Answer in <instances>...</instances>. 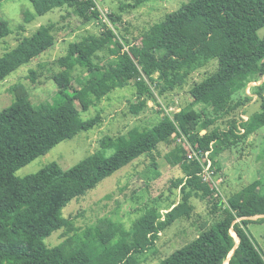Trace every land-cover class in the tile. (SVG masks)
Returning a JSON list of instances; mask_svg holds the SVG:
<instances>
[{
  "label": "trees",
  "instance_id": "16d2710c",
  "mask_svg": "<svg viewBox=\"0 0 264 264\" xmlns=\"http://www.w3.org/2000/svg\"><path fill=\"white\" fill-rule=\"evenodd\" d=\"M28 1L34 9L33 14H28L31 20L72 6L83 23L101 21L95 5L99 0ZM148 1L133 0L135 7ZM108 18L113 29L101 21V37L70 43L66 55L58 60L60 72L51 76L57 87L53 104L33 106L26 89L16 85L14 102L0 112V264H139L160 231L188 216L187 199L171 206L162 222H158L154 208L129 230L121 223L105 222L95 239L68 256L60 247H49L45 241L54 232L68 233L72 229V222L62 214L68 204L171 139L179 142L170 159L183 173L175 187L186 179L185 185L204 191L208 201H212L214 188L202 182L199 164L187 160L186 143L201 153L209 152L213 168L215 158L264 127V113H257L242 126L241 136L235 132L236 120L230 121L226 131L219 127L207 130L203 122L201 128L206 131L201 134L197 124L202 115L193 109V104L181 108L172 118L162 110V118L153 127L142 132L135 130L130 139L121 137L112 142L108 138L103 150L67 170L51 163L35 174L16 177L19 169L45 156L61 142L98 125V116L82 117L87 108L85 104L77 107L81 97H100L133 81L139 99L147 96L156 100L152 88L157 89L159 98L181 86L185 74L197 64L211 60L217 63L221 79L214 89H207L211 80L203 83V94L195 95V99L214 103V111L229 115L244 104L238 101L228 107L233 97L264 77V36L258 35L264 28V0H190L143 34L142 48L130 44L117 32V20L111 14ZM53 28H39L0 57V82L53 48ZM10 34L7 23L1 22L0 43ZM107 45L111 47L112 61L94 62L96 51ZM75 68L84 70L80 77L71 75ZM30 73L34 80L35 73ZM263 92L260 86L258 94L264 109ZM145 104V99L138 102L139 108ZM108 148L114 149L110 156L105 155ZM212 214L213 224L159 264H264L262 249L247 231L249 223L264 222V177L231 195L225 204H214ZM253 217L259 218L252 220ZM231 231L238 242L236 248Z\"/></svg>",
  "mask_w": 264,
  "mask_h": 264
},
{
  "label": "rangeland",
  "instance_id": "374dc122",
  "mask_svg": "<svg viewBox=\"0 0 264 264\" xmlns=\"http://www.w3.org/2000/svg\"><path fill=\"white\" fill-rule=\"evenodd\" d=\"M189 1L150 0L142 6L135 7L133 0H99L98 5L117 20V32H120L130 44L142 48L143 34L168 15L180 10ZM73 9L72 6H63L31 20L28 14H33L34 9L28 0H4L0 3V23H7L11 31V34L0 43V57L12 50L19 40L31 36L43 26H54L55 37L53 48L36 60L20 66L0 82V112L14 102L13 89L16 85L26 89L33 106L53 104L57 87L51 76L60 72L58 60L66 55L70 43L83 40L91 42L92 36L101 37L100 34L104 31L102 22L83 23L73 13ZM108 21L110 23L108 27L113 29L114 26L109 19ZM258 35L264 36V28L259 30ZM110 48L107 45L96 51L94 62L98 64L111 62L113 58ZM31 71L35 73L34 80ZM83 72V69L75 68L71 75L80 77ZM185 76L181 86L159 98L157 89L152 88L151 92L156 100L147 96L139 99L133 81L125 87L117 86L100 97H81L76 102L77 107L85 104L87 108L82 117L90 119L98 116L100 118L98 125L61 142L45 156L19 169L15 176L24 178L51 163H57L63 170H67L88 156L103 150V143H107L108 138L112 142L120 140L121 137L130 139L135 130L142 132L144 128L153 127L162 118V110L172 118L175 112L193 104V109L202 115L197 124L201 134L206 131L201 128L203 122L207 124V130L219 127L226 131L230 127V121L236 120L235 132L238 136L243 134L242 126L251 117L257 113H264L262 99L258 94V88L260 86L264 88V77L259 82L249 83L245 90L234 96L227 104L228 107H234L238 101L244 104L229 115H225L222 111H214V103L207 104L195 99L196 96L203 94L205 88L200 87L203 83L211 80L207 89H214L219 83L221 77L215 61L199 63ZM144 99L146 104L139 108L138 102ZM178 142V139H171L160 143L148 157L135 160L102 181L84 197L73 200L62 213L64 218L72 222V229L68 233L64 230L54 232L45 244L49 247H60L63 254L68 256L95 239L105 222L108 225L121 223L129 230L138 218L153 208L158 211V222H162L171 206L187 199L188 216L177 219L160 231L151 249L139 259V264H159L174 251L191 242L200 231L213 224L214 204L218 202L225 204L231 195L264 177V127L240 139L237 145L214 159L215 166L212 170L216 189L214 187L210 202L204 191L185 185L186 179H183L181 186L175 187L183 177L180 166L174 165L170 159V154ZM113 153L114 149L108 148L105 155L110 156ZM257 218L259 217L251 219ZM247 231L264 253V222L249 223ZM231 233L235 239V234L232 231Z\"/></svg>",
  "mask_w": 264,
  "mask_h": 264
},
{
  "label": "built area",
  "instance_id": "2783aa9c",
  "mask_svg": "<svg viewBox=\"0 0 264 264\" xmlns=\"http://www.w3.org/2000/svg\"><path fill=\"white\" fill-rule=\"evenodd\" d=\"M95 1V0H94ZM96 9L100 13L101 21L108 26H110V23L108 21V15L109 13L105 10H103L99 5L98 1H95ZM144 80L147 82V80L144 78ZM148 83V82H147ZM185 140V139H184ZM188 148V154H187V160L191 162H197L199 166L201 167V172L199 176L202 178V182L204 183H210L213 188L216 189V183L214 181L213 175L214 172L212 170V163L209 157V152L201 153L200 151H197L195 148H193L189 143H186Z\"/></svg>",
  "mask_w": 264,
  "mask_h": 264
},
{
  "label": "water",
  "instance_id": "95a60500",
  "mask_svg": "<svg viewBox=\"0 0 264 264\" xmlns=\"http://www.w3.org/2000/svg\"><path fill=\"white\" fill-rule=\"evenodd\" d=\"M237 245H238V242L236 243L235 248L237 247ZM232 253H233V252H232ZM232 253L230 254L229 258L232 256ZM229 258H228V260H229ZM226 263H227V262H226Z\"/></svg>",
  "mask_w": 264,
  "mask_h": 264
}]
</instances>
